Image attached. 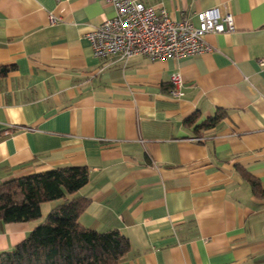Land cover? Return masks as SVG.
<instances>
[{"label":"crops","instance_id":"0c3cea01","mask_svg":"<svg viewBox=\"0 0 264 264\" xmlns=\"http://www.w3.org/2000/svg\"><path fill=\"white\" fill-rule=\"evenodd\" d=\"M139 1L192 22L224 7L235 29L182 58H97L85 35L113 16L110 2L0 0V182L85 166L67 198L87 199L83 226L128 238L116 264H264V196L243 176L264 188V0ZM60 202L0 220V253Z\"/></svg>","mask_w":264,"mask_h":264},{"label":"trees","instance_id":"16d2710c","mask_svg":"<svg viewBox=\"0 0 264 264\" xmlns=\"http://www.w3.org/2000/svg\"><path fill=\"white\" fill-rule=\"evenodd\" d=\"M9 67L0 66V77ZM220 114L201 126L214 124ZM194 117L187 121H194ZM85 166H65L0 182V220L17 222L41 217V204L61 200L43 221L11 250L0 253V264H116L130 249L128 238L117 229L96 231L78 217L87 199L73 195L88 181ZM255 195L264 188L248 173L243 175Z\"/></svg>","mask_w":264,"mask_h":264},{"label":"built area","instance_id":"2783aa9c","mask_svg":"<svg viewBox=\"0 0 264 264\" xmlns=\"http://www.w3.org/2000/svg\"><path fill=\"white\" fill-rule=\"evenodd\" d=\"M105 1L113 5V16L102 20L85 35L97 58L114 55L126 60L138 54L151 60L182 58L210 49L203 39L206 33L235 29L233 15L224 7L199 11L195 14L196 22H192L187 18L174 20L163 6L146 5L139 0ZM60 20L59 16L48 14L50 24ZM170 81V94L181 95L180 75L173 73Z\"/></svg>","mask_w":264,"mask_h":264},{"label":"rangeland","instance_id":"374dc122","mask_svg":"<svg viewBox=\"0 0 264 264\" xmlns=\"http://www.w3.org/2000/svg\"><path fill=\"white\" fill-rule=\"evenodd\" d=\"M48 212V211H47ZM47 213H45V216H46Z\"/></svg>","mask_w":264,"mask_h":264}]
</instances>
